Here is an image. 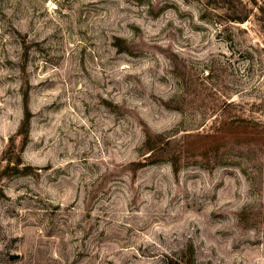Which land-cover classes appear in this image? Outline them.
I'll list each match as a JSON object with an SVG mask.
<instances>
[{"label":"rangeland","instance_id":"obj_1","mask_svg":"<svg viewBox=\"0 0 264 264\" xmlns=\"http://www.w3.org/2000/svg\"><path fill=\"white\" fill-rule=\"evenodd\" d=\"M25 95L0 264H264V0H0V177Z\"/></svg>","mask_w":264,"mask_h":264},{"label":"trees","instance_id":"obj_2","mask_svg":"<svg viewBox=\"0 0 264 264\" xmlns=\"http://www.w3.org/2000/svg\"><path fill=\"white\" fill-rule=\"evenodd\" d=\"M27 96L28 95H25V102H24L25 118L23 120V123L18 133L15 135V137L11 138L10 144L7 150L5 151V153L3 154V161L7 163V167L5 168L4 173L0 178H5L7 176L6 172L11 170L12 164L14 165L13 169H17V167L22 162V154L29 142L32 115L29 111ZM18 138H22L20 148L17 147ZM145 148L149 153V156L146 158L147 161H150L149 165L155 164L156 162H158L159 158H164L165 156L162 153V149H157L156 145H154V143L152 142V137L148 134H147V139L145 142ZM176 164H177V161L175 160V167H176Z\"/></svg>","mask_w":264,"mask_h":264}]
</instances>
